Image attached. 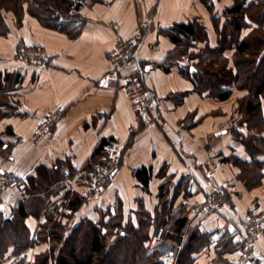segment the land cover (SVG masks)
<instances>
[{"label": "crops", "instance_id": "0c3cea01", "mask_svg": "<svg viewBox=\"0 0 264 264\" xmlns=\"http://www.w3.org/2000/svg\"><path fill=\"white\" fill-rule=\"evenodd\" d=\"M235 1L82 0L79 12L84 23L76 37L46 27L28 12L27 5L20 21L13 11L5 12L0 22V139L5 143L0 148L1 173L34 181L40 174L60 169V181L50 185L49 211L66 226L67 235L83 221L98 224L104 216H121L124 223L131 221L137 227L140 212L154 217L169 201L174 219L187 217L186 230L210 235L208 244L194 254V264H236L248 216L264 213V167L260 183L249 187L237 161L252 160L244 140L250 135L264 138V130L258 127L259 120H245L242 101L249 95L247 89L232 87L231 97L224 101L199 93L180 70L186 61L165 32L174 24L198 21L206 27L208 39L193 50L207 45L216 48L219 30L227 21L225 11ZM252 1L256 0L248 3ZM246 21L241 39L258 27L248 17ZM138 28L141 41L124 73L136 71L145 62L159 65L144 77L158 109L152 126L138 119L125 91L104 84L108 53L119 37L130 39ZM20 45L44 49L49 59L45 63L23 61L17 56ZM235 51L228 48L224 56L236 73ZM263 56L264 51L258 60ZM54 113L60 115L51 133L36 142L40 123ZM260 117L264 120V98ZM132 127L140 128L133 132ZM103 139L118 142L120 167L101 197L84 203L82 196L89 188L85 169ZM257 157L264 161V152ZM212 159L220 167L210 175L208 161ZM143 167L151 169L147 186L136 176ZM66 171L72 177L79 174L80 182L66 180ZM162 185L169 187L167 195L162 194ZM216 188L225 191L226 202L205 216L194 212ZM18 192L17 187L0 191V221L15 215L24 200ZM69 194L81 199L78 209L67 205ZM47 221L46 214H30L25 223L35 237ZM227 237L228 246L235 250L219 255ZM47 250L48 242L39 241L17 256L10 246L0 264H19L21 259L37 264L38 256ZM175 252H170L172 257ZM248 264H264V233Z\"/></svg>", "mask_w": 264, "mask_h": 264}, {"label": "trees", "instance_id": "16d2710c", "mask_svg": "<svg viewBox=\"0 0 264 264\" xmlns=\"http://www.w3.org/2000/svg\"><path fill=\"white\" fill-rule=\"evenodd\" d=\"M202 1L209 4V0ZM81 2L82 0H0V22L3 21L5 12L9 11H13L20 21L24 15V5H27L28 12L46 27L60 29L76 37L84 23L79 12ZM209 7L211 8V5ZM225 16L227 21L223 29L219 30V46L216 48L207 45L200 51L193 50L197 43L208 39L206 27L198 21L177 23L165 32L176 44V52L180 57L188 54L189 59L184 60L186 63L181 65L180 70L193 80L199 93H208L224 101L231 97L232 87L247 89L249 95L242 101L245 120L254 123L259 120L262 124L259 123L258 127L264 130V120L260 117L264 98V56L258 60L264 51V0L251 3H248V0H236L234 6L225 11ZM247 17L256 22L258 27L241 39L242 30L248 26ZM232 47L236 50V73L229 67V60L224 56L225 50ZM1 85L0 80V103ZM244 141L252 154V160L237 162L242 169V178L252 187L260 183L263 177L264 161L259 160L257 154L264 152V138L250 135ZM111 142L112 139H103L100 142L86 166V173L92 170L96 161L103 158L105 147ZM4 145L0 139V148ZM151 175V169L147 167L136 172V176L146 186ZM61 176L60 169H57L50 174H40L38 180H26L29 197L21 202L12 219L0 221V261L10 246H14L15 254L21 256L28 247L48 240L52 244L51 249L38 256L37 264H165L159 259L157 252L148 250L147 242L149 244L152 237L148 229L155 225L169 227L174 245L182 246L179 252L175 250V264H194V254L209 242L208 233L194 229L186 230L187 217L173 218V207L169 201L164 202L163 208L158 210L154 217L146 211L140 212L138 227H122V217L118 216L107 222L102 219L104 224L85 220L67 235L66 226L49 211V196L53 191L50 185L60 181ZM168 188L162 185L163 195H167ZM67 199L70 208L78 209L81 199L77 195L69 194ZM30 214H46L48 218L35 237H32L25 223ZM117 228L121 230L116 231ZM113 235L117 236V239L111 241L110 237ZM225 240L227 242L223 243L219 255L235 250V246H228L230 238ZM19 264H26L25 260L21 259Z\"/></svg>", "mask_w": 264, "mask_h": 264}, {"label": "built area", "instance_id": "2783aa9c", "mask_svg": "<svg viewBox=\"0 0 264 264\" xmlns=\"http://www.w3.org/2000/svg\"><path fill=\"white\" fill-rule=\"evenodd\" d=\"M140 41L141 28H138L136 35L130 39L122 37L117 39L114 48L108 53L109 70L104 78V84L110 89L125 91L138 119H145L147 126H152L157 122L158 109L146 86L144 77L152 75L159 69V65L155 62H145L136 71L124 73L125 66L134 57ZM17 54L21 60L29 63H45L49 59V55L45 50L29 48L23 45ZM182 58L187 61L189 56L188 54H184ZM59 115V113L51 114L40 123L34 134V140L36 142L43 141L51 133L59 119ZM139 128L132 127V131L134 132ZM105 149L103 158L96 161L92 170L88 173L89 188L82 196L84 203L94 201L101 196L119 170L122 150L118 142L112 140ZM208 164L211 167L209 171L210 175L215 174L218 167H220V163L214 159L209 160ZM64 178L74 184L80 182L79 174L72 177L70 172L66 171ZM26 185V180H18L14 176L2 174L0 166V191L10 187H17L20 191V198L27 199L29 194L26 191ZM225 202V191L221 188H216L209 194L205 204L201 207L195 206L193 211L200 216H205L217 210ZM246 223V232L241 242L240 258L236 264H248L250 262L257 239L264 233V213L248 216ZM167 234V230L162 227H157L153 234V239H164ZM167 256L169 257L171 254L167 255L166 253Z\"/></svg>", "mask_w": 264, "mask_h": 264}, {"label": "rangeland", "instance_id": "374dc122", "mask_svg": "<svg viewBox=\"0 0 264 264\" xmlns=\"http://www.w3.org/2000/svg\"><path fill=\"white\" fill-rule=\"evenodd\" d=\"M33 16V15H32ZM22 45H20V47H21ZM23 46H25V45H23ZM20 47H18V50L20 49ZM27 47V46H26ZM44 50V49H43ZM46 51V50H45ZM47 52V51H46ZM17 53H18V51H17ZM17 56H18V54H17ZM109 185V184H108ZM107 185V186H108ZM3 190H6V189H3ZM3 190H1V191H3ZM19 191V190H18ZM19 193V195H20V191L18 192ZM99 197H101V196H99ZM98 197V198H99ZM97 198V199H98ZM106 217V218H105ZM108 219V221H110V219H111V217H107V216H104L103 217V220L105 221V220H107ZM101 222V224H104V222H102V220L100 221ZM100 222H98V224H100ZM107 222V221H106ZM123 225L124 226H122V227H125L126 225L127 226H129V225H133L132 223H131V221L130 222H127V223H124L123 222ZM70 226V225H69ZM138 227V226H137ZM157 227H162V228H164L165 230H167L168 232H169V227H167L166 225H155L154 227H149V231L151 232V239H150V242H149V244H148V242H147V245H148V250H149V252H157L158 253V257H159V259L160 260H162L165 264H175L176 263V259H177V252H179L181 249H178L177 250V247L176 246H171V244L173 243V239L172 238H170V232L167 234V236L164 238V239H153V234L155 233V230L157 229ZM121 230V228H117L116 229V231H120ZM143 231V230H142ZM114 232V231H113ZM143 233H144V231H143ZM117 239V236H111L110 237V240L111 241H114V240H116ZM47 242H48V250H47V252H49L50 251V249H51V246H52V244H51V242H49L48 240H47ZM174 244V243H173ZM172 250H176L177 252L175 253L176 255L174 256V257H172V256H167L166 257V253H167V255H170V252L172 251ZM121 251H123V250H121ZM115 254V253H114ZM113 254V255H114Z\"/></svg>", "mask_w": 264, "mask_h": 264}]
</instances>
